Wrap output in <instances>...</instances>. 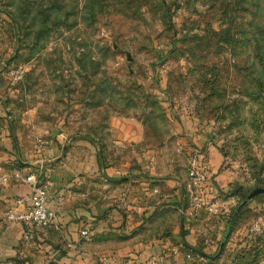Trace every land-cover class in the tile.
Here are the masks:
<instances>
[{
  "label": "rangeland",
  "instance_id": "1",
  "mask_svg": "<svg viewBox=\"0 0 264 264\" xmlns=\"http://www.w3.org/2000/svg\"><path fill=\"white\" fill-rule=\"evenodd\" d=\"M115 118L140 126L134 148L159 154L162 169L172 157L186 167L180 137L191 145L185 132L199 130L234 176L211 192L220 213L198 212L214 225L200 245L214 258L186 264H264V194L225 236L245 194L264 186V0H0V146L66 127L100 159L126 162L132 146L115 147Z\"/></svg>",
  "mask_w": 264,
  "mask_h": 264
},
{
  "label": "crops",
  "instance_id": "2",
  "mask_svg": "<svg viewBox=\"0 0 264 264\" xmlns=\"http://www.w3.org/2000/svg\"><path fill=\"white\" fill-rule=\"evenodd\" d=\"M51 134L25 148L6 139L5 146H0V259L11 258L5 263L122 264L133 260L186 264L194 256L205 263L212 261L213 255L204 250L202 256L195 252L187 256L191 247L200 248L207 241L202 237L205 225L214 228L188 207L184 180L189 158L198 153L209 162L205 189L210 193L222 190L234 176L224 169L219 148L201 131L185 132L191 145L180 137L189 145L181 143L177 148L190 152L186 167L177 166L172 157L164 169L159 154L134 148L142 132L129 118H115L110 126L117 149L132 146L131 159L126 162L117 157L100 159L95 143L80 130L54 128ZM13 167L35 171L47 186L49 205L56 210L52 224L30 229L32 238L27 236L29 229L4 216L18 196L29 192L26 183L1 180L3 172L11 173ZM85 226L87 238L80 234Z\"/></svg>",
  "mask_w": 264,
  "mask_h": 264
},
{
  "label": "built area",
  "instance_id": "3",
  "mask_svg": "<svg viewBox=\"0 0 264 264\" xmlns=\"http://www.w3.org/2000/svg\"><path fill=\"white\" fill-rule=\"evenodd\" d=\"M23 73L24 68L22 65L8 69L11 82L21 79ZM209 170L210 164L207 160L203 159L201 154L194 153L190 156L187 166V176L184 180L190 212L198 213L204 211L208 215H218L220 213L217 204L218 199H214L215 197L211 196L210 191L205 189ZM1 180L3 182L13 180L29 185V192L26 195L18 196L15 202L6 208L4 212L6 220L18 222L29 230L33 227L49 226L54 222L56 210L49 205L47 186L39 179L35 171L22 172L20 168L13 167L11 173L3 172ZM80 234L87 238L89 236L88 227H83L80 230ZM27 236H29V233ZM187 256H191V253H187ZM122 264L144 263L125 260Z\"/></svg>",
  "mask_w": 264,
  "mask_h": 264
},
{
  "label": "water",
  "instance_id": "4",
  "mask_svg": "<svg viewBox=\"0 0 264 264\" xmlns=\"http://www.w3.org/2000/svg\"><path fill=\"white\" fill-rule=\"evenodd\" d=\"M260 194H264V186H260V185H255V187L253 189H251L246 195L245 197L238 203V205L236 206L234 212L232 213L231 217H230V220H229V223L227 225V228H226V234L225 236L227 235V232L229 231V229L231 228L232 226V223L234 222L235 218L237 217V215L239 214L240 210L252 199L254 198L255 196L257 195H260ZM225 236L223 239H225ZM223 245V240L220 242V245H219V250L220 248L222 247ZM218 250V251H219Z\"/></svg>",
  "mask_w": 264,
  "mask_h": 264
},
{
  "label": "trees",
  "instance_id": "5",
  "mask_svg": "<svg viewBox=\"0 0 264 264\" xmlns=\"http://www.w3.org/2000/svg\"><path fill=\"white\" fill-rule=\"evenodd\" d=\"M29 236L32 238V231L31 230H29ZM193 252H195L196 254H198L200 256H202L203 255L202 253H204V251L201 247L195 248V249L191 247L190 253L193 254ZM8 259H11V258H7L5 260L8 261ZM6 261H4V262H6Z\"/></svg>",
  "mask_w": 264,
  "mask_h": 264
},
{
  "label": "flooded vegetation",
  "instance_id": "6",
  "mask_svg": "<svg viewBox=\"0 0 264 264\" xmlns=\"http://www.w3.org/2000/svg\"><path fill=\"white\" fill-rule=\"evenodd\" d=\"M248 192H249V191H248ZM248 192H247V193H248ZM247 193H246V194H247ZM246 194H245V195H246ZM244 197H245V196H244Z\"/></svg>",
  "mask_w": 264,
  "mask_h": 264
}]
</instances>
